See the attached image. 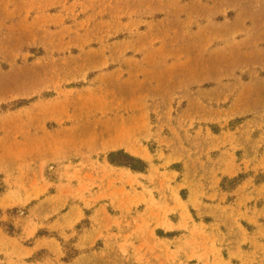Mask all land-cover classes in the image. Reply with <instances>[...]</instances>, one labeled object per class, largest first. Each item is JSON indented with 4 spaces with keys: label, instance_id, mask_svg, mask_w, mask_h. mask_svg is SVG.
Here are the masks:
<instances>
[{
    "label": "rangeland",
    "instance_id": "rangeland-1",
    "mask_svg": "<svg viewBox=\"0 0 264 264\" xmlns=\"http://www.w3.org/2000/svg\"><path fill=\"white\" fill-rule=\"evenodd\" d=\"M0 264H264V0H0Z\"/></svg>",
    "mask_w": 264,
    "mask_h": 264
}]
</instances>
